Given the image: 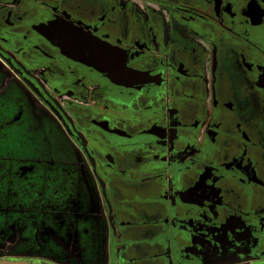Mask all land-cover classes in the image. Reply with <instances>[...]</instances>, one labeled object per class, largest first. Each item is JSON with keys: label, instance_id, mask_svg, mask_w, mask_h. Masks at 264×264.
<instances>
[{"label": "flooded vegetation", "instance_id": "obj_1", "mask_svg": "<svg viewBox=\"0 0 264 264\" xmlns=\"http://www.w3.org/2000/svg\"><path fill=\"white\" fill-rule=\"evenodd\" d=\"M0 264H264V0H0Z\"/></svg>", "mask_w": 264, "mask_h": 264}]
</instances>
